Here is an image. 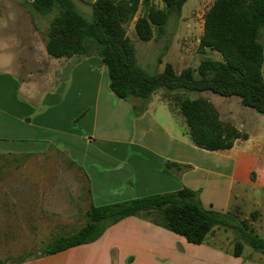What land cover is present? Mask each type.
Listing matches in <instances>:
<instances>
[{
  "label": "crops",
  "instance_id": "crops-1",
  "mask_svg": "<svg viewBox=\"0 0 264 264\" xmlns=\"http://www.w3.org/2000/svg\"><path fill=\"white\" fill-rule=\"evenodd\" d=\"M36 32L22 37L20 45L36 57L23 62L18 63L19 51L10 40L0 41V151L60 146L74 163L69 165L83 174L78 196L86 193L89 208L187 186L200 190L207 205L215 207L217 201L221 210L229 209L238 167L229 153L232 148L210 151L195 146L189 129L179 128V109L158 92L144 113L135 116L132 103L112 92L100 56L53 57L45 40L37 49ZM45 70H50L52 81L46 89ZM167 162L173 163L169 172ZM186 166L193 168L185 171ZM217 177L229 179L228 187ZM227 250L215 242L191 243L128 216L93 242L14 264H264Z\"/></svg>",
  "mask_w": 264,
  "mask_h": 264
},
{
  "label": "trees",
  "instance_id": "trees-1",
  "mask_svg": "<svg viewBox=\"0 0 264 264\" xmlns=\"http://www.w3.org/2000/svg\"><path fill=\"white\" fill-rule=\"evenodd\" d=\"M187 1L163 0L165 7L158 8L147 0H95L90 3V20L80 11L76 0H24L22 4L29 8L32 17L54 14L45 38L50 55L100 56L112 92L132 103L135 116L144 113L153 94L163 90L184 116L195 146L210 151L231 149L237 140L248 139V133L223 120L210 98L202 94L191 98L186 94L211 91L225 97L237 96L243 105L264 113V0L214 1L205 15L199 48L220 52L221 60H202L197 75L193 67L177 71L172 63H167L160 73H149L137 63L127 25L147 5L145 13L136 19L135 29L140 39L151 40L155 31L159 36L164 32L170 15H181ZM69 164L74 165L71 161ZM172 164L166 163V172ZM199 195L198 190L185 186L124 202L91 205L87 221L80 229L44 245L36 258L93 242L108 227L128 216L145 219L191 243L210 244L209 237L216 227L227 229L234 225L228 222L227 213L205 208ZM257 214L255 211L252 216L256 218ZM243 227L235 226L241 239L227 252L242 256L245 244H249L264 255V238L253 234L255 228L248 222ZM27 259L21 256L15 263Z\"/></svg>",
  "mask_w": 264,
  "mask_h": 264
},
{
  "label": "rangeland",
  "instance_id": "rangeland-1",
  "mask_svg": "<svg viewBox=\"0 0 264 264\" xmlns=\"http://www.w3.org/2000/svg\"><path fill=\"white\" fill-rule=\"evenodd\" d=\"M92 1L76 0L88 20L93 14ZM147 1L158 8L165 7L163 0ZM214 1L188 0L181 15H170L164 32L159 36L155 31L154 38L148 41L140 39L135 29L136 19L147 9V5H143L134 20L127 25L128 35L135 45L137 63L149 73H160L167 63H172L177 71L193 67L197 75L202 60H221L220 52L199 48L205 15ZM53 15L35 14L32 17L29 8L23 6L20 0H0V41L6 39L13 43L14 49L19 51L18 63L36 58L20 45L24 42V33H30L31 30L36 32L32 24L35 22L38 25L35 44L37 49H41ZM262 41L264 43V37ZM16 71L24 76L29 74L26 69ZM44 73L47 77L42 88L46 89L52 81L48 77L50 70ZM157 92L164 94L163 90ZM201 94L210 98L223 120L233 123L249 135L246 140H237L229 151L238 161L229 209L221 210V203L217 201L215 207L208 206L198 190L205 208L227 213L228 222L234 225L227 229L216 227L209 241L232 250L234 243L241 239L235 226L244 228V222L255 228L253 234L264 238V113L243 105L237 96L225 97L211 91H193L186 95L196 98ZM173 105L176 107L174 102ZM180 116L177 118L179 128L186 131L189 127L184 117ZM67 157L60 146L50 143L45 146L40 144L29 151H0V264H14L21 256L35 258L44 245L59 236L72 234L86 223V210L89 208L86 193L82 198L78 196L82 192L79 180L83 174L78 168L69 165ZM192 168L186 166L185 171ZM228 181L227 178L217 177V182L223 188L228 187ZM255 211L258 212L256 218L252 216ZM243 256L264 261V255L249 244H245Z\"/></svg>",
  "mask_w": 264,
  "mask_h": 264
}]
</instances>
